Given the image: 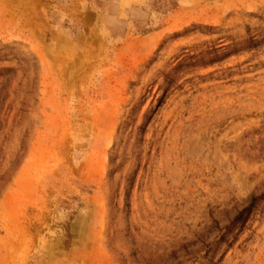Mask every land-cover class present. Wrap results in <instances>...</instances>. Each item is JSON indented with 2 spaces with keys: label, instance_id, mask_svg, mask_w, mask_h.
Segmentation results:
<instances>
[{
  "label": "rangeland",
  "instance_id": "374dc122",
  "mask_svg": "<svg viewBox=\"0 0 264 264\" xmlns=\"http://www.w3.org/2000/svg\"><path fill=\"white\" fill-rule=\"evenodd\" d=\"M263 191L264 0H0V264H264Z\"/></svg>",
  "mask_w": 264,
  "mask_h": 264
},
{
  "label": "trees",
  "instance_id": "16d2710c",
  "mask_svg": "<svg viewBox=\"0 0 264 264\" xmlns=\"http://www.w3.org/2000/svg\"><path fill=\"white\" fill-rule=\"evenodd\" d=\"M257 43L255 40L250 39L248 48L256 47ZM261 202H264V191L258 195H254L250 198L248 204L242 208L229 223L227 230H232L235 227H242L243 224H246L249 220V216L252 214V211L255 210ZM226 230V228H225ZM224 241V240H223Z\"/></svg>",
  "mask_w": 264,
  "mask_h": 264
}]
</instances>
